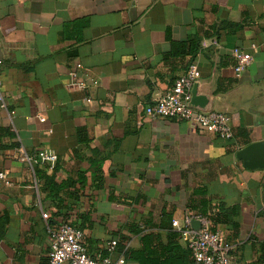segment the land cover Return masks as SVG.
Masks as SVG:
<instances>
[{
  "label": "crops",
  "instance_id": "1",
  "mask_svg": "<svg viewBox=\"0 0 264 264\" xmlns=\"http://www.w3.org/2000/svg\"><path fill=\"white\" fill-rule=\"evenodd\" d=\"M234 49L253 58L240 75ZM0 60V264H48L63 222L115 260L110 241L168 244L205 204L236 210L216 225L234 264H264V167L238 157L264 142V0H0ZM191 63L231 139L145 114ZM42 150L54 168L22 160Z\"/></svg>",
  "mask_w": 264,
  "mask_h": 264
},
{
  "label": "built area",
  "instance_id": "2",
  "mask_svg": "<svg viewBox=\"0 0 264 264\" xmlns=\"http://www.w3.org/2000/svg\"><path fill=\"white\" fill-rule=\"evenodd\" d=\"M237 75L242 74L251 64L252 55L239 49L233 50ZM3 65L0 60V66ZM201 71L197 63H191L184 74L177 77L172 86L162 94L152 105L146 108L145 114L151 118H178L189 120L195 125L209 132H213L223 139H231L233 130L229 116L220 111L197 110L190 106L192 88L199 82ZM3 80L0 76V108H7L5 94L2 89ZM23 161L34 164H48L54 168L57 155L49 151L25 153ZM0 180L8 183L7 174L0 172ZM173 226L180 232L181 240L191 250L195 264H234L236 244L229 241L220 231L211 229L210 220L195 212L187 211L183 222H173ZM83 231L63 222L57 230L52 231L51 250L48 264H127L122 256L118 259L93 256L88 253L82 238ZM117 245L116 240L107 244L112 251Z\"/></svg>",
  "mask_w": 264,
  "mask_h": 264
},
{
  "label": "trees",
  "instance_id": "3",
  "mask_svg": "<svg viewBox=\"0 0 264 264\" xmlns=\"http://www.w3.org/2000/svg\"><path fill=\"white\" fill-rule=\"evenodd\" d=\"M204 206L201 210L192 208L190 211L207 217L211 222V229L213 231H218L216 228L218 223L229 224L233 229H236L237 222L234 220L236 214L235 208H214L208 204ZM179 238L180 233L174 232L171 234L170 242L163 244L158 242L156 237L153 239L150 235H146L143 238L144 248L140 251L128 249L124 245L122 246L117 240L116 248H118L126 260H133L138 264H195L191 250L187 246L182 247L178 243ZM227 239L234 243L231 239ZM262 258L264 260V257Z\"/></svg>",
  "mask_w": 264,
  "mask_h": 264
},
{
  "label": "water",
  "instance_id": "4",
  "mask_svg": "<svg viewBox=\"0 0 264 264\" xmlns=\"http://www.w3.org/2000/svg\"><path fill=\"white\" fill-rule=\"evenodd\" d=\"M196 87V84L194 85ZM192 91V99L190 102V106L202 111H208L199 103H196V93ZM256 154V155H255ZM255 155V156H253ZM238 157L246 161V166L249 168H263L264 167V142L262 143H254L249 145L248 147L241 149L238 152Z\"/></svg>",
  "mask_w": 264,
  "mask_h": 264
}]
</instances>
